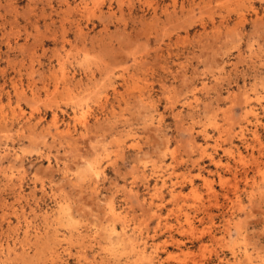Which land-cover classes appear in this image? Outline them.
<instances>
[{"label": "rangeland", "instance_id": "rangeland-1", "mask_svg": "<svg viewBox=\"0 0 264 264\" xmlns=\"http://www.w3.org/2000/svg\"><path fill=\"white\" fill-rule=\"evenodd\" d=\"M0 264H264V0H0Z\"/></svg>", "mask_w": 264, "mask_h": 264}, {"label": "bare ground", "instance_id": "bare-ground-1", "mask_svg": "<svg viewBox=\"0 0 264 264\" xmlns=\"http://www.w3.org/2000/svg\"><path fill=\"white\" fill-rule=\"evenodd\" d=\"M251 112H253L252 110H251ZM111 163V162H110ZM258 169V168H257ZM260 169V168H259ZM95 169H93V171H94ZM96 171V170H95ZM260 171V170H259ZM97 172V171H96ZM96 175H98V173H95ZM94 174V175H95ZM207 186H208V184H207ZM109 213L111 214V216H115L116 217V214H115V211H114V209L112 208V207H110L109 208ZM69 231V230H68ZM142 253H143V251H142ZM145 255V254H144ZM140 258V257H139Z\"/></svg>", "mask_w": 264, "mask_h": 264}]
</instances>
